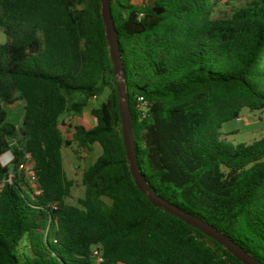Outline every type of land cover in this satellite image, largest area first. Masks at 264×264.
Here are the masks:
<instances>
[{
	"label": "trees",
	"instance_id": "16d2710c",
	"mask_svg": "<svg viewBox=\"0 0 264 264\" xmlns=\"http://www.w3.org/2000/svg\"><path fill=\"white\" fill-rule=\"evenodd\" d=\"M223 0H109L140 174L159 198L264 264V137L221 134L264 111V0L215 18ZM233 1V0H231ZM100 0H0V264H242L224 246L154 207L135 185ZM96 125L62 126L92 99ZM23 103L19 127L5 107ZM87 162L77 206L62 149ZM29 163L36 188L21 164ZM12 174L11 183L7 182Z\"/></svg>",
	"mask_w": 264,
	"mask_h": 264
},
{
	"label": "rangeland",
	"instance_id": "374dc122",
	"mask_svg": "<svg viewBox=\"0 0 264 264\" xmlns=\"http://www.w3.org/2000/svg\"><path fill=\"white\" fill-rule=\"evenodd\" d=\"M251 0H223L214 10L213 16L215 18H225L231 15L233 9L244 6ZM142 2L151 3V0H134V3L140 5ZM5 43V35L0 31V44ZM106 95L92 99L89 105L84 108L83 112L79 116L68 115L65 117L64 125L62 126V132L67 140H71L74 125H81L86 129H91L96 125L95 118L91 115V109L96 108L102 101L105 100ZM23 104H16L11 109L5 107L8 114V120L16 127H19L23 117ZM264 114L260 112H250L247 109H243L238 119L233 122L227 123L221 129L222 137L230 143L232 146L238 144H249L264 137ZM76 144H72L69 148L62 149V158L64 171L68 180L72 182V188L70 195L65 199V203L70 206H77L78 200L84 197L85 189L82 185L81 178L82 172L87 162L96 159L101 154L100 147L95 144L93 147V153L86 155L82 151L78 152V155L74 153L76 150ZM27 174L30 184L33 182L30 178L31 165H27ZM93 264H98L95 260Z\"/></svg>",
	"mask_w": 264,
	"mask_h": 264
},
{
	"label": "water",
	"instance_id": "95a60500",
	"mask_svg": "<svg viewBox=\"0 0 264 264\" xmlns=\"http://www.w3.org/2000/svg\"><path fill=\"white\" fill-rule=\"evenodd\" d=\"M100 4L101 18L105 28V37L109 45V54L113 63V70L117 83L121 128L123 141L126 148V157L129 162L130 172L132 177L134 178L135 185L143 194H145V196L148 198V200L154 207L163 209L165 212L178 218L185 224L190 225L191 227L199 230L210 239L224 246L226 250L237 260H239L242 264H258L254 259L248 256L242 248L233 244L227 237L220 234L217 230L212 228L207 223L183 212L182 210L173 206L167 201L162 200L161 198L156 196L145 184L140 174L139 166L136 160L135 150L133 148L131 125L129 122L126 96L123 87V68L121 65L120 52L118 49L117 35L109 9V0H100Z\"/></svg>",
	"mask_w": 264,
	"mask_h": 264
},
{
	"label": "built area",
	"instance_id": "2783aa9c",
	"mask_svg": "<svg viewBox=\"0 0 264 264\" xmlns=\"http://www.w3.org/2000/svg\"><path fill=\"white\" fill-rule=\"evenodd\" d=\"M3 155H7L8 156V160L6 162H1V167H10L11 166V162H12V155L10 153V151H7L5 152ZM27 163L25 164H21L19 169L24 171L25 173V176H26V179L28 180V174H27ZM30 178H31V181L33 182L32 184H30L32 186V188H36V182H35V179H34V174L31 172V169H30ZM11 179H12V174H9L8 176V179H7V182L8 183H11ZM29 181V180H28ZM30 183V182H29ZM93 257H94V260L99 264L100 262H102V258L100 257L99 253L95 250L93 252Z\"/></svg>",
	"mask_w": 264,
	"mask_h": 264
},
{
	"label": "crops",
	"instance_id": "0c3cea01",
	"mask_svg": "<svg viewBox=\"0 0 264 264\" xmlns=\"http://www.w3.org/2000/svg\"><path fill=\"white\" fill-rule=\"evenodd\" d=\"M18 105V104H23L22 102H17V103H15L14 105ZM14 105H11V106H9V109H11V107H13ZM22 107H23V105H22ZM262 115L264 114V111H261L260 112ZM263 121H264V118L262 119ZM4 154V153H3ZM3 154H1L0 155V164H1V162H6L7 160H8V156L7 155H3ZM1 166V165H0ZM2 185V181H0V186Z\"/></svg>",
	"mask_w": 264,
	"mask_h": 264
}]
</instances>
